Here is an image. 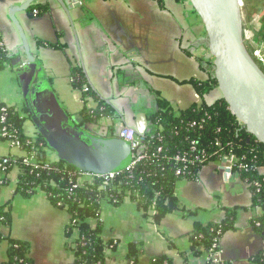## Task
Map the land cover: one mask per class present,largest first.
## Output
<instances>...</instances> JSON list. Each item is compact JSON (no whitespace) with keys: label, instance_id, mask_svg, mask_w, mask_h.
Wrapping results in <instances>:
<instances>
[{"label":"crops","instance_id":"crops-1","mask_svg":"<svg viewBox=\"0 0 264 264\" xmlns=\"http://www.w3.org/2000/svg\"><path fill=\"white\" fill-rule=\"evenodd\" d=\"M25 1L0 0L1 41L23 61L26 54L9 19V9ZM63 1L69 5L71 21L54 0L36 1L48 4L41 17L16 14L30 56L37 64L31 88L35 106L51 95L67 117L76 120L83 103L71 85L74 67L82 69L87 85L114 109L118 119L115 134L144 123L155 96L166 101L176 115L195 104L210 106L221 100L217 88L200 98L190 83L207 81L213 68L202 25L187 0H165L162 5L154 0ZM39 42L59 44L64 49ZM23 75L17 66L0 71L1 104L18 110L24 107ZM96 106L92 101L87 105L92 109ZM103 124L107 129L103 128L102 134L107 135L112 123L106 119ZM94 130L95 126L86 125L80 131L92 138L96 136ZM24 134L36 136L30 121L24 125ZM47 154L56 161L53 153ZM24 155L0 138V158ZM258 173L264 177V165ZM18 174L16 166L8 171L0 169V208L9 203L11 214L9 225L0 226V264L7 263L9 240L28 243L32 264H74V252L66 246L65 237L69 213L53 206L40 190L27 198L20 196ZM174 197L192 214L186 218L182 213L169 214L158 225L145 218L129 199L118 207L103 200L101 237L111 242L104 251V264H149L159 256L166 257L169 264H209L210 260L254 264L253 257L264 249V234L256 232L251 222L262 212L251 207L249 185L233 171L229 158L206 163L193 180L177 181ZM232 208L236 209L235 229L222 236L219 251L211 259L205 253L195 255L189 238L194 225L218 223L225 209ZM90 226L95 222L90 221ZM75 238L73 234L70 241ZM133 243L141 245L134 260L128 257V247Z\"/></svg>","mask_w":264,"mask_h":264},{"label":"trees","instance_id":"trees-1","mask_svg":"<svg viewBox=\"0 0 264 264\" xmlns=\"http://www.w3.org/2000/svg\"><path fill=\"white\" fill-rule=\"evenodd\" d=\"M154 1L162 5L165 0ZM47 11L48 4L35 3L28 10V14L41 17ZM38 44L53 49H64L59 44ZM20 60L18 54L0 47V71L15 67V63ZM190 83L200 98L217 88L213 74H210L205 82ZM71 85L80 93L83 103V108L75 120L76 129L80 131L86 125L92 126L103 119H109L112 125L109 127V133L102 138H114L117 115L114 109L99 99L87 85L80 67L71 69ZM89 101L95 102L97 106L88 108ZM144 117L148 127L145 135L148 143L143 150L146 149L147 159L137 163L130 170L117 173L112 180L95 179L90 184H79L83 172L62 161H51L46 155V151L51 150L37 132L35 137L24 134V125L29 121L25 107L18 110L0 103L1 140L18 141L21 151L36 162L34 166H25L19 159L16 165L19 171L17 193L27 198L40 190L53 206L67 210L70 221L65 229V237L68 240L66 246L74 252V264H104V251L111 246V242H105L101 237L100 210L103 200L118 207L125 199H129L136 204L143 216L155 225L169 214L182 213L185 218L190 216L192 213L182 209L174 197L175 183L184 178L193 180L204 165H194L188 171L189 175L178 177L175 175L177 167L170 163V158L176 155L189 157L192 155V148L204 151L207 154V163L232 155L239 165H248L247 171L237 170L235 166L233 171L247 184H261L260 189L252 185L249 187L251 207L262 212L261 217L251 222V226L256 232L264 234V177L258 173V169L264 165V146L241 129L224 101H217L210 106L204 103L195 104L176 115L166 101L155 96L153 107ZM1 118L4 119L3 122ZM2 130L7 132L8 137H2ZM93 138L95 137H85V142L91 145ZM159 148L160 152H157ZM9 168L11 167L1 170L8 171ZM8 207L9 203L0 208V226L10 223L11 214ZM235 217V208L225 209L224 218L218 223H196L189 235L192 252L195 255L205 253L211 259L219 251L222 236L235 229ZM90 221L95 222L94 227L90 226ZM73 234H76V238L70 241ZM140 252V244L129 245V258H136ZM28 253V243L9 240L6 264H32ZM252 261L254 264H264V252H259ZM169 263L164 256L154 257L149 262ZM209 264L226 263H213L210 260Z\"/></svg>","mask_w":264,"mask_h":264},{"label":"water","instance_id":"water-1","mask_svg":"<svg viewBox=\"0 0 264 264\" xmlns=\"http://www.w3.org/2000/svg\"><path fill=\"white\" fill-rule=\"evenodd\" d=\"M36 1L26 0L9 9V19L26 54V60L18 61L16 66L24 72L22 96L29 121L56 160L94 175L125 171L132 161V151L116 134L114 138L95 136L88 145L83 140L85 134L75 127V118L67 117L53 96L49 95L38 106L32 102L31 88L37 64L30 56L29 44L16 14L27 12ZM54 1L71 21L68 3ZM187 1L202 25L204 46L211 57L213 78L221 100L241 129L264 146V74L245 43L238 0Z\"/></svg>","mask_w":264,"mask_h":264},{"label":"built area","instance_id":"built-area-1","mask_svg":"<svg viewBox=\"0 0 264 264\" xmlns=\"http://www.w3.org/2000/svg\"><path fill=\"white\" fill-rule=\"evenodd\" d=\"M239 7L241 9V13L245 8L248 7V1L247 0H238ZM264 6L260 7L253 18L256 19V16L264 15ZM247 40V39H246ZM252 57L254 58V61L258 64L259 68L264 74V38H254L252 36L249 37L247 43H246ZM0 47H5L3 43H0ZM86 91V90H85ZM104 120H101L97 124L93 125L95 126V133L98 137H105L106 133L102 134L103 128L104 131L107 129L105 125L103 124ZM4 119L1 118V122H3ZM148 127L146 121L144 123H141L139 125H136L134 128H123L120 129L116 135L119 139L125 141L131 148L132 151V161L127 168V170H130L133 168L134 165L137 163L147 159V153L146 149H144L145 145L148 143L145 135L148 132ZM2 137H8L7 132L2 130ZM11 147L21 151V146L18 141L14 140H6ZM22 152V151H21ZM157 152H160V148L157 150ZM192 155L189 157L186 156H180L176 155L173 158H170V163L177 167L175 171V175L178 177H186L189 175L188 171H190V168H192L194 165L197 164H203L207 163V154L204 151H197L195 148L191 149ZM23 153V152H22ZM227 158H229L232 168L233 166L236 167L237 170H244L247 171L249 169L248 165H239L238 160L234 158V156L230 155ZM19 159H21V163L25 166H34L36 165L35 160L31 156H27L26 154L23 157H3L0 158V169H5L7 167H15ZM117 174H109V175H94L90 173H83L82 176L79 178L78 183L84 184V183H92L95 179H109L112 180ZM185 179V178H184ZM249 187L252 185L256 187L257 189L261 188V184L259 182H253L251 184H248ZM264 252V249L263 251Z\"/></svg>","mask_w":264,"mask_h":264},{"label":"rangeland","instance_id":"rangeland-1","mask_svg":"<svg viewBox=\"0 0 264 264\" xmlns=\"http://www.w3.org/2000/svg\"><path fill=\"white\" fill-rule=\"evenodd\" d=\"M262 6H264V0H250L248 7L242 12L245 43H247L250 36L264 38V15L256 16V19L253 18L257 10ZM25 13L28 14V11ZM47 152L51 153L46 151V155H49Z\"/></svg>","mask_w":264,"mask_h":264}]
</instances>
